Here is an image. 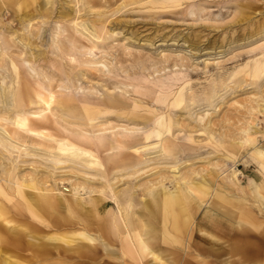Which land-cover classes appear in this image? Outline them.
<instances>
[{
	"label": "bare ground",
	"instance_id": "bare-ground-1",
	"mask_svg": "<svg viewBox=\"0 0 264 264\" xmlns=\"http://www.w3.org/2000/svg\"><path fill=\"white\" fill-rule=\"evenodd\" d=\"M68 1L73 2L74 0H0V13L12 15V19L19 24V27L15 29L11 24L1 22L0 25L3 24L4 26H0V50L1 52L5 51L10 46L18 48V53L15 51L17 54L9 53V55L14 56L10 59V67H12L16 77H20V74L25 71V79L27 75L29 78H39V80L34 82L38 89L33 87L32 82H27V79L24 82L22 81V84L20 83L21 80L18 81L19 89L20 86L22 87L23 85V87L20 89L21 91L18 89L19 100L17 98V101L19 103L17 102V106L13 103L14 90L10 88L13 85L10 86V83L6 84V81L4 82L5 78L0 77V108L4 111V113H0V146H3V148H9L10 150L16 148L19 153L22 152L21 154H23L27 153L28 147H31L29 153H27L30 156L32 154L36 155L38 151H48L51 152V162L55 165L74 162L76 167L79 166L84 171L83 168L95 170V168H101L106 163H102L101 157H99L100 153L99 156L96 153L102 147H107L108 153H110L107 157V159L109 158L108 160L113 162L127 161L126 165L130 166L131 164L132 169L136 168V171L132 170V173L134 171L141 176L150 164H159L162 162L161 159L168 160L170 152L173 153L174 151L172 152V150H175L178 145L182 146L181 142H185L188 145V142H194L195 135H199L202 132L207 133L210 137L213 136V132L210 129L212 121L208 116V111H205L206 109L204 108L193 113L190 111V107L201 108V104H203L204 107L214 108L216 105H213V103L223 100L225 97L221 96V92L229 94L241 84L240 79H233L237 72H243V75L249 79L245 84V88L252 87V84H254L253 88H256L257 92L262 93L264 90V23L245 33L243 39H250L248 42L237 45V48L246 47V52L253 55L251 59L244 65L236 67L226 78L214 79L212 82L207 83L199 95L192 90V83H190L192 81L179 78V80H183L174 91L167 92L162 89L159 92V96L145 99L147 105L152 103L157 108L154 110L148 109L144 105L141 94L137 93L138 88L143 87L144 83L135 85L136 88L134 86L128 88V85H123L122 82L112 86L101 85L98 87L97 83L89 82L91 76H96L97 72L98 76L106 73L111 75L108 65L97 59L96 53H102L98 45L102 43L105 46L104 43L107 44L108 41L110 44V40L119 33L115 29L125 28V24L128 21H122L119 18L108 20L110 25L107 29L103 20L104 12L97 10L96 8L98 7H95L97 5L106 7L107 0H105L106 2L104 0L103 2L100 0H85V11L83 14L85 19L78 22L75 20L77 16H80L81 9L77 6L67 5ZM79 1L75 0L76 3ZM139 1L141 0L132 2L136 3ZM144 1L153 3L157 0H142V2ZM121 8L122 6L116 8L110 16L118 14ZM203 8L202 5L190 7L187 10V14L193 16L196 11L200 12ZM62 18L66 22L68 20L69 23L64 24L63 22L62 26L55 23L59 21L58 19L62 20ZM242 20H245L244 16L240 18V21ZM60 22L62 23V21ZM52 23L55 29L53 27V34H50L51 41L49 42L50 38L47 31L52 26ZM256 35L258 37L251 39ZM238 39V35L231 37L229 43ZM183 40L187 42L188 46L189 44H195L185 37ZM86 42L89 45H86ZM45 43H51L49 48L45 47L47 49H44L42 47ZM202 48L206 47L199 46L196 49L200 50ZM179 50L173 49L167 53L160 51L155 54L163 56L164 61H174L176 64L173 63V66H183L187 56L192 55L193 48L190 47V49L185 51ZM8 51H10V48ZM5 52L7 54V51ZM9 55L6 56L9 57ZM15 55L17 56L15 57ZM48 57L54 62H56L55 60L62 61L65 58L63 66L66 67L68 65V69L63 71L62 77L55 70L52 72L54 76L48 77L46 73L38 72V70L34 69L36 63H40V60H46ZM67 58L68 60H66ZM209 62V60H204L205 65ZM35 66L37 67L38 65ZM21 67L24 68V70H21L22 72L20 71ZM139 70L140 68H138ZM126 71L127 69L124 70V72ZM41 74L43 75L42 81H40ZM10 78L9 80H11ZM137 83L140 82L137 81ZM159 84L161 87H165L161 83ZM24 93L25 95L27 93L26 97L25 95L23 96ZM129 93L132 95L138 94V96H128ZM259 99L257 100L255 97L249 99L251 102L254 101L255 105H252L254 104L252 103L247 108V113L250 117L247 121L245 119L243 127L240 128L239 132L237 131L238 133L236 132L241 135L240 137L238 136V140L235 138L237 135L235 136L234 134V137L230 140L224 137L227 142L229 140V147L236 146L235 148H237L239 146L253 145L251 146V160L260 171L259 175L263 179L262 182L251 179L248 184L249 191L245 190L247 195L239 193L240 190L237 191L239 194L233 191L235 188L237 189V187L233 189V186L237 184L235 180L228 181L225 184L220 183L219 189H215L214 193H212L215 174L207 172L208 178L203 174L196 178L193 174L196 175L198 172L193 170L194 172L189 173V177H186V175L180 177L175 173V170H179L180 167L177 160L167 166V168H171V177L166 175V172H158L157 170V173H155L157 176L154 174L155 171L145 174L144 176L147 179L150 174H154V177H152V180H148L147 183H145L146 181L144 182L143 189L138 186L142 192L141 195L139 193L135 194L133 190L135 198H133V194L132 196L128 195L129 197L125 202L120 201V198L115 194L109 176L107 186H109L110 196L108 200L109 202H114L116 210L108 206L104 213H100L97 209L99 203H102L104 198L107 199V196L104 197V191L92 192L89 190L86 196L75 195L70 205L76 206L80 210L84 209L86 215L95 214V219L98 221L93 228L89 224H85L86 226L82 227L76 236L67 237L64 233H61V235L41 234L38 232L39 228L37 226L17 222L11 217L9 211L0 204L1 244L5 246L4 243H8L18 246L25 253L31 254L32 264H95L96 262L98 264H108L109 262L112 264H124L126 260L123 262V256L131 254H136L135 257H140V259L149 255L152 259L149 264H194L190 260L181 261L180 254L181 252L184 253L186 247L187 249L190 248V243L195 241L193 239L194 231L197 229L198 232H202L206 226L204 221L196 222L194 217L200 200L207 197V199H210L208 205H216L220 209L219 211L222 210L220 213H223L226 217L229 215L234 216L229 218L232 220L229 223L223 221L225 228L219 234L225 239H223L221 249L211 248V250H206V253L213 258L214 264H264V223L259 224L257 220L248 219L244 211H238L239 209L237 210L236 208V204H241L242 202L254 204L257 206L255 210H258V214L264 222V146L255 145L258 137L255 134L259 131L264 132L257 126L256 117L254 116L259 113L264 115V104H260L258 102ZM260 100L263 101L264 99ZM25 103L40 105V109L35 111L24 110L25 106L23 108L22 105ZM37 105L35 106L37 107ZM32 108L31 110H33ZM55 108H57L55 111L64 114V116L65 113L62 112L72 111L73 113L76 110H96V112H106L107 114L104 115V121L100 118L98 119V117L91 119L85 117V120L81 118L83 122H77L78 117L76 121H71L74 115L70 118L68 117L70 113L65 116L66 118L64 117V119H71L67 121L68 124L76 125V123H80L79 125L99 128L97 132L91 134V138L84 136L87 139L77 138L76 136L78 135L74 134L76 135L75 138L80 139L79 142L81 143L82 141L88 143L92 139L90 141L91 144L86 146L81 143H74L68 138L61 137L59 139L46 129V125L50 123L48 122L47 113L52 112L51 110ZM158 109L162 111L157 112ZM181 110L185 111L182 112ZM8 112L13 115L7 116ZM110 114L111 117L112 115L115 116V120L118 121L116 125L110 124L108 126L109 123L107 122L110 121ZM52 115L51 117H53ZM60 115L58 114L57 116V122L62 119L59 118ZM119 134H123L122 136L125 137L135 136L138 139V143L142 144L124 146L117 140V135ZM20 136L21 138L30 137V141L34 140L35 145L31 146V144L26 142V139H20ZM66 137H69V135ZM191 145L193 146L194 143ZM107 148H105V151ZM104 160L106 159L104 158ZM71 165L73 166V164ZM113 166H111V170ZM119 167L122 169L121 166ZM95 171L96 174L99 172L101 174V171ZM105 172L108 173V171ZM234 173L233 170L231 174L233 175ZM84 178L87 181H94L96 177L92 173H87ZM102 178L104 179L106 176L104 175ZM165 180L173 181V189L168 188ZM27 181L28 183H23L21 185L22 188H18V190L25 196L30 212L39 213L43 209V204H51L50 198L52 199L55 196L49 192V189L36 186V181L33 182L32 179ZM139 189L137 188V191ZM56 198L61 200L59 197ZM61 198L64 200L66 197ZM248 199H252V203ZM132 201H135L136 203L134 204L137 206L132 205ZM86 204L89 206L86 207ZM91 207H95V210H92ZM70 208L72 209L73 207ZM210 210L209 208L208 211L210 212ZM65 211L69 212L66 209ZM256 216L258 215L256 214ZM237 218L245 219L248 225H244ZM26 222H30V220ZM230 223L234 224L230 225ZM261 226V231H258ZM209 228L215 232V226ZM197 238L198 241H195V243H201L200 237ZM212 243H210V246ZM11 254L14 257L8 256L9 252H3L0 247V264H20L22 262L21 257ZM194 259L196 264H203L205 261L199 255L194 257Z\"/></svg>",
	"mask_w": 264,
	"mask_h": 264
},
{
	"label": "rangeland",
	"instance_id": "rangeland-1",
	"mask_svg": "<svg viewBox=\"0 0 264 264\" xmlns=\"http://www.w3.org/2000/svg\"><path fill=\"white\" fill-rule=\"evenodd\" d=\"M82 1L83 0L76 3L74 0L73 2L68 1L67 3V5H71L73 7L77 6L81 9L79 13L80 16H77V19L75 20L78 22L85 19V16L83 15L85 11V0L83 2ZM100 1L103 2V0ZM132 1L134 0H107V2L104 0V2H106V7L98 5L95 6L98 7L96 8L97 10H101L104 12L105 15L103 17V20L106 24L107 29L110 25L108 23V20L119 18L122 21L128 22L125 24V28L115 29L119 33H117V35H115L113 39L110 40V44L108 43V41L107 44L104 43L105 46L102 43L101 45L100 43L98 45L102 53H96L98 56L97 59L102 60V62L108 65L111 75L106 73L98 76L97 72L96 76L90 77L91 79L89 82L97 83L98 87L101 85L112 86L114 84L122 82L123 85H128V88H130V86L135 87V85L137 84L144 83L142 85L143 87L138 88L137 92L141 94L144 103L146 102L145 99L149 97L159 96V92H161L162 89L167 92L174 91L183 79H189L190 81H192L190 82L192 83V90L195 91V94L199 95L202 88L207 83L212 82L214 79L226 78L230 72L236 69V67L244 65V63L249 61L253 56L250 55V53L246 52V47H242L243 49L237 48V45L245 44L250 40L243 39L245 33L264 23V0H157L153 3L145 1L142 2V0L136 3ZM200 5L204 7L202 11H196L193 16L187 14V10L190 7H199ZM119 6H122L120 12L118 14L110 16V14L113 13V11H115ZM242 16L245 17V20L240 21V18ZM58 20L59 21L56 20L57 22L55 23L59 24L60 26H62L63 22L64 24L69 23L68 20L67 22L64 21V18H62V20ZM60 21H62V23ZM1 22L9 23L15 29L19 27L18 22L16 23V21L12 19V15L8 13H0V24ZM104 22L102 21V23ZM53 23L47 31V33H49L48 37L50 38V40H48L49 42L51 41V35L53 34L52 31L56 26L55 23V26H53ZM0 26L4 25L2 24ZM237 35L239 36V39L237 41L229 43V39ZM258 35L253 36L251 39L258 37ZM184 37L189 41L194 42L195 44H189L188 46L187 42L183 40ZM108 44L109 46H107ZM50 45L51 43H45L42 47H44V49H47ZM86 45H89L88 42H86ZM199 46L206 48H202L200 50L196 49ZM190 47L193 48L191 53L192 55L187 56L184 62L185 65L183 66H173V63H175L174 61H164L163 56L155 54L160 51H164L167 53L169 51H172L173 49H180L179 51H185L187 49H190ZM9 48L10 51H8ZM9 48L5 50L7 51V54L4 50L2 52L0 50V71H2L0 72V77L5 78L4 82L6 81V84L10 83V86L13 85L10 88H13L14 90L13 103L17 105V98L19 100L18 81L21 80L20 83L22 84L27 79V82H32L33 87H36V89H38V86H36L34 82L39 80V78L32 77V79L27 75L25 79V71H21L24 70L23 67L20 68V71L22 72L20 74V77H16L14 71L12 70V67H10V59L14 56L9 55V53L11 52L10 54H17L18 48L11 46ZM3 52L4 54H2ZM6 55H9V57H7ZM16 56L17 55H15V57ZM66 60H68V58ZM204 60H209L210 62L205 65ZM55 61L56 62H54L49 57L46 58V60H40V63L35 64L38 65L37 67L34 65V69L38 70V72L42 71L43 73H46L48 77L54 76L52 72H54L55 70V72H57L58 75L62 77L63 71L65 69H68V65L66 67L63 66L65 58L62 61ZM192 61H194L195 63ZM216 61L218 62L215 63ZM178 64H180V62H178ZM41 67L46 68L43 69ZM54 67H56L57 69ZM138 68H140L139 71ZM51 69H53V71H51ZM125 69H127L126 72H124ZM40 77V81H42L43 75L41 74ZM9 78L11 80H9ZM22 78H24L25 80ZM179 78L183 79L179 80ZM233 79H240L241 84L236 88L235 91L229 94L221 92V96L225 97L223 100H219L216 103H213V105H216L214 108L204 107L203 104H201V108H198L196 106L190 107V111L193 113L204 108L206 109L205 111H208V116L212 121L210 125V127H212L209 128L213 132V136L210 137L209 135H207V133L202 132L199 135H195L194 142H188V145L185 142H181L182 146L178 145L175 150H172V152H174H170L171 155H168V160L165 161L161 159L162 164H150V166L146 168V171L141 174V176L134 171L132 173V170L136 171V168L132 169L131 164L130 166L126 165L128 163L127 161L122 160L113 162L111 160H108L109 158L107 159V157L110 153H108L107 147H102L103 149L101 148L102 150L100 149V151L98 150L96 153L98 156L100 153L99 157H101L100 159L102 163L106 162L104 163V165H102V169L100 167L97 169L95 168V170L101 171V174L103 173L102 177H104V175L106 176L107 179L104 178V183V179L101 177L100 172L96 174V171L94 169L83 168V171L82 168H80L78 165V167H76V164L74 162H66V164L64 163V165H55L51 162V152L38 151L36 152V155L32 154L30 156L28 154V156L27 153H29V150L31 149V147H28L27 153H23V156V154H21L22 152L20 151L21 153H19L16 148L10 150L9 148L6 149L3 148V146H0V204L9 211L11 217H13L17 222L26 223V225L37 226L39 228L38 232H40L41 234L49 233L50 235H61V233H64L65 235H67V237L76 236L77 233L81 231L82 227L86 226L85 224H89V226L93 228V226H95L98 221L97 219H95V214L86 215L84 209L80 210L77 209L76 206L70 205L72 204V201L74 199L73 197L75 195L86 196L89 193V190L92 192H99L100 190L104 191V197L107 196V199L104 198L102 203H99V205L97 206V209L100 211V213H104L105 209L108 206H111L116 210V205L114 204V202H109L108 200L110 193L109 186H107V181L110 180V183L112 181L111 184L114 187L115 194L120 198V201L125 202L129 196H132V194L133 198H135L136 193H139V195H141L142 192L140 191L139 187L141 188L142 186H144L143 184L145 181V183H147L148 180H152L154 174L157 173L156 170L158 172H166L165 174L171 177V168H167V166L172 164L173 162H176L177 160L179 161L178 163L180 164V167L179 170H175V173L178 176L182 177L183 175H186V177H189L192 172L197 171L198 174H193V176H196V178H198L200 174H203L208 178L209 175L207 174V172H212V174H215L213 185L214 190H212V193H214L215 189H219L220 183L225 184L228 181L235 180L237 184L233 186V189L235 187H237V189L235 188L233 191H236V194L241 193L247 195L245 193V190L247 191L249 189V181L251 179H256L257 181L262 182L263 179L259 175L260 171L251 160V146L253 145H245L243 147L239 146L237 147L239 149L238 150L237 148H235L236 146L229 147L228 143L229 140L234 137V135H237L235 137L236 140H238V136H241L237 133L239 132L240 128L243 127L245 119L247 121V119L250 117L248 116L249 114L247 113V108L252 103H254L252 105H255V102H251L249 101V99H252V97H255L257 100L259 98L264 99V90L262 93L257 92L256 88H253V86H255L254 84H252V87L245 88V84L249 81V79L243 75V72H237V74L233 76ZM137 81H139L140 83H137ZM159 83H161L165 87H161ZM22 87L20 86V89ZM24 95L25 93L23 94V96ZM135 95H132L130 93L128 94V96L134 97ZM26 96L27 93L25 97ZM136 96H138V94ZM260 96L263 98H261ZM260 99L258 102L260 104H264V100L262 101ZM31 104L32 103H25L22 106L23 108L25 106L24 110L28 111H35L40 109V105L38 106L37 104H32V106ZM35 105H37V107ZM144 105L147 106L148 109H157L152 103H149V105L145 103ZM26 106L27 108H29L27 109ZM31 107H33V110H31ZM53 110H51L53 113H47L49 118L48 122L50 123L46 125V129L52 132L59 139L61 137L68 138L70 141L77 144L81 143L79 142L80 139L77 138H85L86 136L87 138H91V134L97 132L99 128L96 126L79 125L80 123H76V125L68 124L67 121L71 120L70 118L73 115L74 116L71 121H76L78 117L79 119H77V122H83V120H85L86 118L91 119L97 117L98 119L100 118L102 119V121H104V115L107 114L106 112H96V110H76L73 111V113L72 111L62 112L65 113V116H68L70 113V115L68 116L70 118L67 117L68 119H64V114L55 111L57 110V108ZM0 111V113H4L1 108ZM58 111L60 112V110ZM159 111L162 110L158 109L157 112ZM181 111L184 112L185 110ZM253 113L257 114L255 112ZM7 114V116H9L10 114L13 115L11 112H8ZM58 114H61L59 118H62L61 121L59 120V122H57ZM51 115L53 117H51ZM254 116L256 117L255 121L257 122V126L259 127V129L264 130V115L259 113ZM109 117L110 119H108L110 121L107 122L109 123L108 126H110V124L116 125L118 121L115 120V116L112 115L111 117L110 114ZM68 135L70 138L66 137ZM122 135L123 134L117 135V140L124 146L142 144L138 143V139H136L135 136L125 137ZM255 135L258 136L255 145L264 146V132L259 131ZM75 136L77 138H75ZM224 137H227V139L229 138L228 142ZM20 139H26V142H28V144H31V146L35 145V141H30V137L28 136L27 138H21L20 136ZM220 139L224 140L221 141ZM91 140H89L88 143L82 141L81 144L88 146L87 144H91ZM193 143L194 145L192 146L191 144ZM105 148H107V154ZM102 153L104 154V157ZM104 158L108 161V163L106 160H104ZM168 161L169 163H167ZM110 162L113 165H118L114 167L110 164ZM122 163L124 166L122 165ZM71 164H73V166ZM105 166H107L108 168ZM111 166H113L112 170ZM119 166H123L122 169H120ZM78 168L81 170H79ZM148 168L150 169L147 170ZM162 168L163 170H161ZM93 170L94 172H92ZM102 170L104 171L102 172ZM233 170L235 173L232 175L231 172ZM105 171H108V173ZM153 171H155L154 174L148 175V177L151 179H147V177L144 176L145 174ZM87 173L94 174V176L96 177L95 180H85L84 176ZM155 176L157 175L155 174ZM31 179L33 180V182L36 181V186L49 189V192L53 196H55L52 197V199L50 198L51 204H43V209H41L39 213L30 212V209L27 206V202L25 200V196L22 195V193H20V191L18 190V188H22L21 185L23 183H28L27 180ZM99 179H102V182ZM165 182L168 188L173 189V181L169 182L168 180H165ZM137 188L139 189L138 191ZM239 188H241L242 190ZM132 191L135 192V194ZM237 191H239V193ZM56 197H59L61 200H58ZM61 197L66 198L62 200ZM209 201L210 199H207V197L203 198V200H200L199 207L196 209V214L194 217L196 222L204 221L206 225L203 228L202 232H198L197 229L194 231L193 239L195 241H198L197 237H200L201 243H195V241L191 243L189 242L191 244L190 248L187 249L186 247L184 250L185 254L182 252L180 254L181 261L190 260L194 264H196V262L194 261V257L199 255L200 257L205 259L203 264H214L212 260L213 258L209 256L208 253H206V250H211V248L221 249V247L223 246L222 243L223 239L225 238H223L219 234V232H221V230L225 228L223 221L229 223L232 221L229 218H233L234 216H224L223 213H220L222 210L219 211L220 209L217 208L216 205H208ZM248 201L251 202L252 199H248ZM131 203L132 205H135L134 203L136 202L132 201ZM67 205L69 206L67 207ZM236 205L237 210L239 209L238 211H244L248 219H252L254 221L257 220L259 224L264 223L263 219L258 214V210H255V207L257 208V206H255L254 204L251 205L247 204V202H242L241 204ZM88 206L89 205L86 204V207ZM70 207H73V212ZM209 208L211 209L210 212L208 211ZM65 209L69 210V212H66ZM91 209L95 210V207H91ZM256 214L259 217L256 216ZM25 220H30V222H26ZM237 220L243 222L244 225H248V222H246L243 218H237ZM233 224L234 223H230V225ZM211 226H215V232L213 231V229L209 228ZM261 228L262 226L258 231H261ZM186 240L188 241L187 238ZM211 242L213 243L210 246ZM1 243L2 242H0V247L2 251H8V256L14 257L11 254L13 253L16 255V257H21L20 259H22V262L20 264H32L30 257L31 254L25 253L23 250L19 249L18 246H13L8 243H4V246ZM192 253H194L195 256L194 254L192 255ZM187 254L189 255L187 256ZM135 256L136 254L124 255L123 262L126 260L124 264H149L152 262V259L149 255L143 257V259H140V257L137 258ZM95 264H98V262H96ZM108 264L112 263L109 262Z\"/></svg>",
	"mask_w": 264,
	"mask_h": 264
}]
</instances>
